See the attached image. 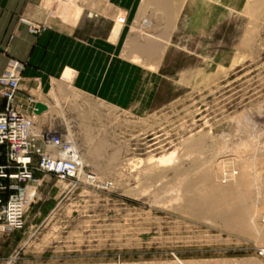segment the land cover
I'll use <instances>...</instances> for the list:
<instances>
[{
    "label": "rangeland",
    "instance_id": "obj_1",
    "mask_svg": "<svg viewBox=\"0 0 264 264\" xmlns=\"http://www.w3.org/2000/svg\"><path fill=\"white\" fill-rule=\"evenodd\" d=\"M172 1L169 20L180 4ZM60 10L61 4L54 15ZM247 18L246 28L254 33L250 46L235 49L225 59L229 67H215L157 112L130 114L54 87L44 125L74 137L84 171L96 182L74 186L44 177L22 228L0 235V264H264L263 243L225 229L210 213L193 215L184 205L182 182L193 180L195 172L187 169L191 158L185 163L178 158L186 145L199 140L202 148L193 158L200 155L196 159L205 163L209 152L218 151L220 159L231 154L257 160L253 170L263 172L264 11L255 23ZM144 23L136 35L156 38L148 31L150 21ZM170 153L174 162L152 165ZM197 160L193 169L203 167ZM178 165L187 174L178 176ZM159 171L165 177L159 179Z\"/></svg>",
    "mask_w": 264,
    "mask_h": 264
},
{
    "label": "crops",
    "instance_id": "obj_2",
    "mask_svg": "<svg viewBox=\"0 0 264 264\" xmlns=\"http://www.w3.org/2000/svg\"><path fill=\"white\" fill-rule=\"evenodd\" d=\"M43 1L0 0V75L9 59L24 64L18 98L47 106L36 115L41 128L53 130L44 122L50 118L48 95L59 85L117 110L146 115L167 107L215 67L231 64L219 57L231 50L234 30L232 23L215 22L222 5L200 8L198 0H180L166 31L160 15L166 6L145 0H80L76 20L69 9L50 14ZM118 16L125 18L121 27ZM145 21L156 38L131 32ZM29 24L39 25V32L30 33Z\"/></svg>",
    "mask_w": 264,
    "mask_h": 264
},
{
    "label": "built area",
    "instance_id": "obj_3",
    "mask_svg": "<svg viewBox=\"0 0 264 264\" xmlns=\"http://www.w3.org/2000/svg\"><path fill=\"white\" fill-rule=\"evenodd\" d=\"M50 14L59 4L80 0H46ZM118 24L125 18L118 16ZM39 25L29 24L37 34ZM24 64L9 59L0 75V235L22 228L24 216L37 200L44 177L77 184L96 178L84 166L74 137L66 130L37 127L33 101L18 98ZM104 182V186H108ZM264 223V217L261 219Z\"/></svg>",
    "mask_w": 264,
    "mask_h": 264
},
{
    "label": "bare ground",
    "instance_id": "obj_4",
    "mask_svg": "<svg viewBox=\"0 0 264 264\" xmlns=\"http://www.w3.org/2000/svg\"><path fill=\"white\" fill-rule=\"evenodd\" d=\"M163 2H165V3H162L161 4L162 6L158 2H156L155 4H157V6L160 5V7L166 6L165 10L161 9L162 10L161 14L164 15L166 17V19H168V20L165 19L166 24L169 22L168 25H170V21H172V20L171 19L169 20V18L171 15L173 1L172 0H163ZM183 2H185V1L183 0ZM262 2H263V0H198V3L200 4V8L203 6V5L201 6V4H205L208 6H210V4H214V5L218 4V5H222V7H224L223 12H221L218 19L215 21L216 24H219L221 22H229V23L233 24L234 30L231 31L232 40H231V42H229V48L231 50L229 52L225 51L224 52L225 55L219 56V57H221L222 59L225 60L226 58H229L230 55H232V53L234 52L235 49H239V48L245 49V48H248L250 46L249 44H251V42H252L251 34L254 35V33H251L249 31V29H251V28H249V29L246 28L247 27L246 25L249 22L248 18L246 19V17L250 16L252 18V20H254V23L256 21H258L260 18V14L264 11V4ZM46 3H47V1L45 2V5H46ZM149 3H152V0H149ZM232 5H234V8H232ZM59 6H60V4H59ZM61 9H66V10L69 9L70 14H71L73 19L77 18L76 16H78L77 15L78 11L76 10V9H78L77 3H74V2L73 3L72 2L63 3V4H61ZM158 9H159V7H158ZM69 10H67V11H69ZM74 20H76V19H74ZM203 20H204V18H203ZM246 21H247V23H246ZM180 23H182V22H180ZM116 24L118 27H121L120 24L117 23V21H116ZM168 25H166L167 28H169ZM141 27H142V25L141 26L140 25H137V26L134 25L132 27L131 31H133L134 34H136V33L140 34V32L142 31ZM254 28H255V26H254ZM142 33H143L142 35H144V32H142ZM149 37H151V35ZM152 39H154V38H152ZM237 39H238V42H236ZM128 47H129V45H128ZM146 47L150 48L149 46H146ZM129 48L131 49V47H129ZM132 49H133V47H132ZM151 56H152V54L149 55V57H151ZM154 68L155 67H153V69ZM67 71L69 72V76L66 79H67V81L70 82L72 72L70 70H67ZM198 141L197 142L195 141V143H191V144H188L186 146L184 145L186 148L185 147H184V149L182 148L184 150V151H182L183 153L181 152L182 156L178 155L179 156L178 158H180L181 161H183V162L184 161L186 162V160L188 161L191 158L189 163H188L187 169L189 170V172H190V170H191V172L193 171L192 173L195 172L194 173L195 178L193 177L194 178L193 180L195 182H193L192 179H188L189 177L186 178V180L182 182V187H183L182 191H184V195L187 194V196L184 197V200H183V196L181 197L182 198L181 200L184 201V205L187 206L188 209L190 208L192 210V211L190 210V212L193 213V215H195V214L199 215L201 213L202 214L205 213V215H206L207 213H210V214L214 215V218L216 217V218L220 219L222 221V223H224L223 225H224L225 229L227 228V230L229 229L230 231L234 230L232 232L237 231V232L241 233L242 235L244 234L243 236H245V235L248 236L249 239L252 238L257 243H260V244L263 243L264 244V223H262V221H261V219L264 217V164H263V162H264V145L261 146V148H262L261 152L262 153H260L263 155V158H262L263 162L258 160L259 161L258 164H260V162L263 164V166H262L263 172L260 174L257 172L259 170L256 171L257 173L254 172V170H253L254 166H255V162H257V160L254 162V161L249 160V159H239L238 157L233 158L235 155L233 157H230L231 154H230V156L225 155L224 157L221 154L223 158L220 159L217 155H215L218 151L217 152H214V151L209 152L208 151L209 153H211V155H208L207 159H205L203 157L204 156L203 155L202 159H205L206 161L204 160L205 161V163H204L200 158L199 160L201 162H203L204 164L202 163L203 165L202 164L201 165L203 167H200L199 169H197L200 166V164H198L200 161L197 160L200 155L194 156L195 159L192 156L195 153H197V151L199 149L197 147L202 148V146H199L200 144L198 143ZM213 152H214V154H212ZM192 153H193V155L191 156ZM256 153H257V151H256ZM219 155H220V152H219ZM174 157H176V156H174L173 153H170V155H168L167 157L165 156V157L158 158L156 160V162H154V163H152V160H151V162L150 161L149 162L152 163V165L157 163L158 168L160 165H162V166L164 165L163 166V168H164L165 164L166 165L170 164V162H172L175 159ZM216 157L219 158L220 160H218ZM196 160H197V162H198L197 164L199 166L197 168L193 169L192 166H196L195 165ZM154 161H155V159H154ZM178 161H180V160L178 159ZM181 161H180V163H181ZM180 163L178 162L179 165H180ZM179 165L177 168H175V170L177 172V175L182 177L183 176L182 174L186 173L185 172L186 170L184 171V168L182 167V165H181V167ZM194 170H196V171H194ZM160 171H162V170H160ZM236 171H237V173L234 174V172H236ZM157 174H159V173H157ZM157 174H155V176ZM159 175H160L159 179H161L160 177L163 178V176L165 175V172H160ZM192 176H194V175L192 174ZM218 176H219V179H221V181L225 180L224 183L220 182V180L218 179ZM175 179H176V177H175ZM174 181H176V180H174ZM173 182H172V184H173ZM222 184H225V185H222ZM180 186H181V184H180ZM192 191H194V192L191 193ZM188 194H192V195L189 196ZM174 195H177V194H174ZM176 199L179 200L180 198H176ZM175 201H174V203H175ZM182 205L183 204H181V206ZM29 208H28V210H29ZM191 213H190V215H191ZM182 215H183V213H182Z\"/></svg>",
    "mask_w": 264,
    "mask_h": 264
},
{
    "label": "water",
    "instance_id": "obj_5",
    "mask_svg": "<svg viewBox=\"0 0 264 264\" xmlns=\"http://www.w3.org/2000/svg\"><path fill=\"white\" fill-rule=\"evenodd\" d=\"M45 111H47V106L46 105H44L42 103H39V102L34 104V113L36 115H39V114H41V113H43Z\"/></svg>",
    "mask_w": 264,
    "mask_h": 264
}]
</instances>
